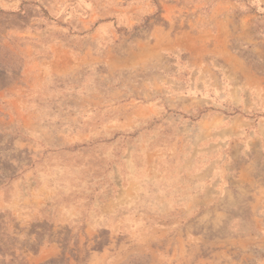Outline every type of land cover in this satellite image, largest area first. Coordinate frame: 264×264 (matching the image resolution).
<instances>
[{
    "label": "rangeland",
    "instance_id": "1",
    "mask_svg": "<svg viewBox=\"0 0 264 264\" xmlns=\"http://www.w3.org/2000/svg\"><path fill=\"white\" fill-rule=\"evenodd\" d=\"M0 264H264V0H0Z\"/></svg>",
    "mask_w": 264,
    "mask_h": 264
}]
</instances>
